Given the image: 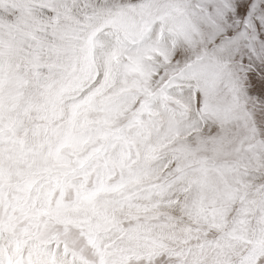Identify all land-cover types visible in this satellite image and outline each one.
<instances>
[{
	"label": "snow or ice",
	"instance_id": "6c2138e0",
	"mask_svg": "<svg viewBox=\"0 0 264 264\" xmlns=\"http://www.w3.org/2000/svg\"><path fill=\"white\" fill-rule=\"evenodd\" d=\"M0 264H264V0H0Z\"/></svg>",
	"mask_w": 264,
	"mask_h": 264
}]
</instances>
